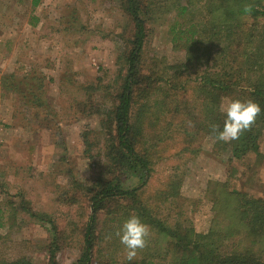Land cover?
Masks as SVG:
<instances>
[{
	"label": "trees",
	"instance_id": "1",
	"mask_svg": "<svg viewBox=\"0 0 264 264\" xmlns=\"http://www.w3.org/2000/svg\"><path fill=\"white\" fill-rule=\"evenodd\" d=\"M39 1L32 0L31 6ZM119 5L126 23L117 34L122 49L116 78L107 84L103 78L67 81L73 90L70 114L98 116V140L92 145L88 134L82 139L84 153L96 145L100 157L92 178L70 177L59 191L60 205L72 209L68 225L33 209L17 188L13 194L0 191L5 205L0 207V229H12L20 217L21 225H38L47 233L41 243L44 264H59L66 247L78 252L68 264H129L115 232L135 214L148 226L149 236L131 264H264V198L236 189L235 170L209 192L213 218L207 233H197L183 220L181 197L182 169L201 153L205 141L212 142L211 154H227L228 163L259 154L264 136V0H120ZM151 25L168 26L169 44L182 53L180 61L147 53ZM31 77L25 83L28 79L10 75L6 89L20 96L38 119L39 109H49L47 88ZM100 91L104 97L98 96ZM81 92L84 97L78 101ZM226 99H251L262 109L252 127L228 143L211 138L212 126H223L220 106ZM50 114L41 121L51 122ZM41 128L50 130L48 123ZM164 153L175 159L174 172L149 196L146 188ZM0 264L32 263L22 257L0 259Z\"/></svg>",
	"mask_w": 264,
	"mask_h": 264
},
{
	"label": "rangeland",
	"instance_id": "2",
	"mask_svg": "<svg viewBox=\"0 0 264 264\" xmlns=\"http://www.w3.org/2000/svg\"><path fill=\"white\" fill-rule=\"evenodd\" d=\"M31 2L0 0V191L13 194L18 188L33 209L53 214L60 223L65 220L68 225L72 209L60 205L59 191L67 187L70 177L81 181L92 178L100 157L96 145L86 155L82 139L88 134L92 145L93 140H98L94 134L98 116L74 118L70 114L68 105L69 100L73 101V90L67 81L95 83L103 78L107 84L116 78V57L122 49L117 34L126 20L120 0H40L37 7H32ZM34 19L38 20L31 26ZM167 28L150 26L146 51L178 62L183 55L172 51ZM10 75L17 80L28 79L25 83L34 75L46 83L49 109H39L38 119L20 96L6 89ZM79 96L82 99L84 93L76 96L77 100ZM98 96L104 97L103 92ZM49 112L54 113L48 117L51 122L41 121ZM47 123L48 131L41 128ZM211 145L205 141L201 153L182 169L183 220L202 234L207 233L213 218L209 192L227 174L237 172L232 184L240 192L264 198V136L259 154H249L240 163H228L227 154H211ZM169 157L164 153L154 167L147 195L156 193L174 172L175 159ZM2 198L0 195L3 209ZM20 218L12 229H0V259L11 262L24 257L32 264H44L46 256L41 243L46 242L47 233L34 223L21 225ZM77 254L75 249L66 247L58 262L68 264Z\"/></svg>",
	"mask_w": 264,
	"mask_h": 264
},
{
	"label": "clouds",
	"instance_id": "3",
	"mask_svg": "<svg viewBox=\"0 0 264 264\" xmlns=\"http://www.w3.org/2000/svg\"><path fill=\"white\" fill-rule=\"evenodd\" d=\"M220 112L224 116L222 128L212 126V139L219 142H231L238 140L254 124L257 116L262 112L260 105L251 99H226L220 106ZM126 254V259L131 262L137 257V253L143 250L149 236V228L141 219L130 215L115 232Z\"/></svg>",
	"mask_w": 264,
	"mask_h": 264
}]
</instances>
